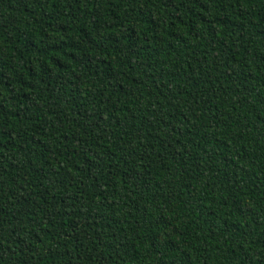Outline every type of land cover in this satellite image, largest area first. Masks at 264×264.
<instances>
[{"label": "trees", "instance_id": "16d2710c", "mask_svg": "<svg viewBox=\"0 0 264 264\" xmlns=\"http://www.w3.org/2000/svg\"><path fill=\"white\" fill-rule=\"evenodd\" d=\"M0 264H264V0H0Z\"/></svg>", "mask_w": 264, "mask_h": 264}]
</instances>
